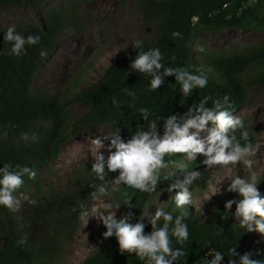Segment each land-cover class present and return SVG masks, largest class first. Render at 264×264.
Returning a JSON list of instances; mask_svg holds the SVG:
<instances>
[{
    "label": "trees",
    "instance_id": "1",
    "mask_svg": "<svg viewBox=\"0 0 264 264\" xmlns=\"http://www.w3.org/2000/svg\"><path fill=\"white\" fill-rule=\"evenodd\" d=\"M44 1L0 0V8L8 4L39 6ZM90 1L76 0L61 8L50 6L39 24H14L16 31L25 37H41L40 43L26 46V54L20 57L8 54L11 44L4 41V35L10 25L5 26L0 22V167L10 164L12 170L17 171L16 166L19 165L37 173L41 167L59 157L68 141L87 132L95 122H108L113 131L120 128L125 140L141 125L146 128L147 123L153 120L158 122L160 132L164 118L185 113L193 104L198 105L205 96L210 97L206 107H212L214 100H222L224 95H229L232 107L228 111L233 114L248 102L249 93L245 83H264V42L252 44L246 51L226 49L211 52L205 49L200 52L197 49L193 53L191 47L196 31L202 29H264V0H137L145 22L155 30L153 37L141 42L140 49L136 50L132 45L128 52L106 68L98 80L80 88L68 100L36 86L34 77L49 53L55 49L62 31L69 27L83 29L97 20L85 8ZM174 31L181 32L183 38H173ZM151 48L160 49L163 57L161 62L165 67L187 68L194 74L203 72L208 78L207 86L197 88L185 97L175 77L168 76L160 88L151 91V77L133 72L129 67L136 52ZM42 50L47 52L46 58H41ZM93 66L89 64L85 70ZM81 73L75 84H78ZM125 88L136 93L135 99L124 92ZM113 98L119 103L114 105ZM73 101L81 102L87 109L77 120H74L70 110ZM141 108L150 110L148 122L140 114ZM44 120L51 121L48 125L40 124L36 130L33 129L35 124ZM245 125L248 129L246 122ZM4 132H7L6 139L3 137ZM25 133H32L33 137L23 139ZM236 135L239 139L240 132L237 131ZM240 142L246 143L244 140ZM181 156L165 157L169 166L161 170L157 190L151 194L123 183L117 185L114 181L118 173H109L104 183L108 187L107 195L113 198L114 208L116 204H121L117 209L121 216L131 211L133 215L129 223L142 219L145 212L154 214L156 208H163L174 218L186 211L188 215L184 223L188 226V240L178 245L172 238L173 247H183L185 252L176 264H205L209 251L224 253L223 264H227L228 249L233 247L241 255L251 252L252 259L264 264V234L253 241L249 238L250 231L235 220V203L228 210V218H222L226 214V201L242 199L238 193L229 192L226 188L206 216L200 214L193 201L183 208L176 207L175 193L178 189L170 193L166 190L169 184L165 183L172 176L184 179L188 171H200L205 166L202 163L204 157L198 155L186 164L189 168H180L176 162ZM92 163L91 160L80 162L61 190L53 188L51 184L40 187L31 197L36 204L30 203L31 210L21 220L18 212L0 205V264H60L64 244L74 240L82 221L78 215L80 204L83 203L90 212L95 202L91 197L93 189L88 186L99 183L91 171ZM37 179V175L35 179H29L25 174L24 184L15 195L33 186ZM207 185L208 180L199 179L193 182L189 190L194 194L197 189H204ZM257 187L264 197L263 179ZM129 200L131 208L123 204ZM162 224V220L158 222V226ZM102 227L103 232L106 231L103 224ZM150 231L151 224L148 223L145 233ZM25 235L27 242L19 244L18 241ZM212 258L208 256L209 260ZM80 264H147V260H141L135 254H121L113 236L108 239L102 237L99 247Z\"/></svg>",
    "mask_w": 264,
    "mask_h": 264
},
{
    "label": "clouds",
    "instance_id": "2",
    "mask_svg": "<svg viewBox=\"0 0 264 264\" xmlns=\"http://www.w3.org/2000/svg\"><path fill=\"white\" fill-rule=\"evenodd\" d=\"M227 7V5H225ZM173 38H183L179 31L172 33ZM4 41L11 44L9 55L20 57L26 54V46L40 43L39 35H28L27 37L16 31V26L10 25L4 35ZM133 47L137 50L141 47V42L136 41ZM205 49L201 46L198 51ZM119 51V50H118ZM117 51V52H118ZM41 58H46L47 52H40ZM163 59L159 48H151L148 51H138L130 62V70L139 72L151 77L150 90L155 91L160 88L165 78L174 76L175 81L181 85V91L185 97L190 96L193 90L207 86L208 78L203 73L194 74L187 68L165 67L161 62ZM175 60V57L171 58ZM163 69V71H161ZM124 92L135 99L136 93L125 88ZM210 97L205 96L197 104H193L183 114H173L164 118L163 134L158 131V122L149 121L151 112L147 108L139 110L143 119L148 122L145 128L141 125L127 140L121 136V129L117 128L109 135L96 136L90 143L94 145L91 150L93 163L91 171L99 183H92L88 186L93 189L91 197L94 201L101 196L108 194V187L104 183L109 173L115 175V184H126L141 192L149 194L156 192L160 173L162 169L169 165L165 162V157L169 155L185 154L189 160H195L197 155L204 157L202 163L207 168L229 165H242L247 169V177L236 175L229 178L231 183L227 191L238 193L242 199H230L225 203V215L227 219L228 210L236 204L234 212L235 220L239 221L242 228L247 231H257L264 234V197L261 196L258 185L261 183V173L259 170V160L253 159L261 153L262 145L253 144L250 141V132L247 129L242 116H233L228 111L232 107L230 96L224 95L223 99L213 101L212 107H206ZM114 105L119 102L113 98ZM161 117L159 118V120ZM209 122L212 126L209 127ZM237 131L240 138H237ZM7 138V132L3 133ZM27 139L25 133L22 137ZM241 140L246 143L241 144ZM104 141H109V155L107 159L99 151L105 147ZM115 148V151H111ZM17 171H13L10 164L0 167V205L7 207L10 211L16 212L21 206V199L15 195L23 186V176L27 174L29 179L36 178V172L28 167L16 166ZM167 179V177H165ZM203 179L200 171H188L183 180H178L167 186V191L175 193V205L183 208L192 203V193L189 190L194 181ZM223 181V180H222ZM24 200L35 204L36 201L29 199L25 193H20ZM124 205L132 207L131 201H125ZM120 203L116 204V210L120 208ZM80 219H89L95 216L102 222L106 231L102 233L104 239L115 236L121 254H135L141 260H147V264H176L185 255L183 247H173V237L175 243L183 245L189 238L188 226L184 220L188 213L182 211L173 217L170 212L163 208H156L154 214L145 212L142 219L134 223L128 220L133 213L129 211L119 219L116 212L113 213L111 205L106 211H101L97 216L90 213L83 203L80 204ZM163 221L162 226H158L159 221ZM151 224V231L145 233L146 224ZM253 224L255 228H253ZM27 236L22 237L18 243L25 244ZM211 255L213 258L208 259ZM251 252L240 254L236 247L228 249L227 264H261L260 260L252 259ZM225 254L218 251H209L206 255L205 264H223ZM238 257V259H236Z\"/></svg>",
    "mask_w": 264,
    "mask_h": 264
},
{
    "label": "rangeland",
    "instance_id": "3",
    "mask_svg": "<svg viewBox=\"0 0 264 264\" xmlns=\"http://www.w3.org/2000/svg\"><path fill=\"white\" fill-rule=\"evenodd\" d=\"M75 1L45 0L39 6L8 4L0 8V22L5 26L39 24L40 18L48 7L61 8L69 6ZM85 8L97 20L89 23L83 29L69 27L63 30L55 49L49 53L34 77L36 86L62 95L66 100L73 98L80 88L98 80L106 68L128 52V49L136 41L142 42L155 35L154 27L145 22L144 14L137 0H91ZM262 42H264V29L257 27L218 31L202 29L196 31L191 47L193 53H196L201 46L211 52L226 49L246 51L252 44ZM89 64H94V66L86 71ZM80 73L82 75L79 82L75 84ZM245 86L249 93L248 102L231 115L242 116L248 125L250 141L253 144L260 143L262 145L261 153L253 159L259 160L260 178L264 181V83L255 85L245 83ZM70 107L74 120L80 118L87 110L81 102L73 101ZM50 121H41L35 124L33 129L36 130L40 124L48 125ZM211 126L212 124L209 125V127ZM159 130L162 135L163 124L160 125ZM112 132L110 123L95 122L87 132L74 136L62 147L59 157L54 162L38 170L36 173L37 182L21 193L27 194L31 199L40 187L45 188L50 184L53 188L61 190L68 183L80 162L93 161L91 150H94V145L90 143L91 139L96 136L109 135ZM27 137H33V134L29 133ZM109 143V141H104L105 147L99 149L105 159L109 155ZM111 151H115V148H112ZM181 155L176 166L183 169L189 168L186 164L192 160H189L185 154ZM200 172L203 179L208 180V185L204 189H197L192 194V201L202 216H206L212 206L216 205L215 200L224 193L231 183L229 178L236 175L242 177L248 175L247 169L242 165H229L227 168L222 166L207 168L205 165L200 169ZM178 180L183 179L180 176H172L165 184H171ZM17 196L21 199V206L16 212L21 220L25 215H28L31 207L28 200H24L20 194ZM113 202L111 195L101 196L92 204L90 213H95L98 216L101 211L108 210V205H111L110 210L113 213L116 212L118 218L121 216V212L114 208ZM102 233V222H99L95 216L83 219L76 230L74 240L64 244L60 264H80L99 247L103 237ZM249 234L252 241L261 235L257 231H250Z\"/></svg>",
    "mask_w": 264,
    "mask_h": 264
}]
</instances>
